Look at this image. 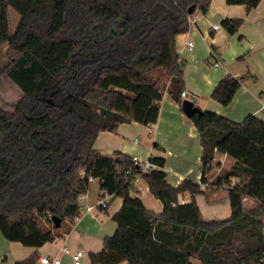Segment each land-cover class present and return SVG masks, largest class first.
Segmentation results:
<instances>
[{
  "label": "trees",
  "instance_id": "1",
  "mask_svg": "<svg viewBox=\"0 0 264 264\" xmlns=\"http://www.w3.org/2000/svg\"><path fill=\"white\" fill-rule=\"evenodd\" d=\"M211 0H0V47L9 61L0 76L23 92L12 110L0 105V230L40 247L70 230L91 181L124 198L118 223L89 264H264V120L235 121L205 109L191 118L202 150L201 181L167 180L165 157L144 170L121 150L95 147L101 131L125 122L156 123L166 92L182 106L186 89L176 36ZM195 4L193 13L190 6ZM248 2L247 8L250 9ZM20 14L14 32L9 9ZM243 19L236 20L239 26ZM242 78L228 74L211 96L228 105ZM217 151L232 160L211 179ZM144 178L163 203L155 212L134 182ZM234 178L238 182L233 183ZM228 185L232 214L205 219L196 195ZM192 200L180 203L179 194ZM258 201L248 207L245 198ZM54 217L60 218V224ZM38 252L15 264H35Z\"/></svg>",
  "mask_w": 264,
  "mask_h": 264
},
{
  "label": "crops",
  "instance_id": "2",
  "mask_svg": "<svg viewBox=\"0 0 264 264\" xmlns=\"http://www.w3.org/2000/svg\"><path fill=\"white\" fill-rule=\"evenodd\" d=\"M248 2L251 3L250 9L247 8ZM238 19L243 22L236 26ZM213 24L219 27L215 29ZM188 41L194 42L192 48L187 47ZM176 46L184 66L185 98L193 99L203 110L215 111L235 121L241 122L249 115L264 120V0H211L208 12L190 24L189 30L176 36ZM217 61L219 66L215 65ZM228 74L241 77L242 84L231 103L223 105L211 94L219 80ZM95 147L109 154L121 150L142 161L151 156H163L167 180L173 185L185 178L202 179L203 147L199 130L168 92L161 101L156 123L125 122L117 132L101 131ZM215 163L211 179L222 168H229L232 160L226 153L217 151ZM234 181L238 182V178ZM134 185L133 196L139 195L146 207L155 212L163 210L162 201L151 193L144 178L138 177ZM204 188L206 192L196 195L203 217H230L232 207L228 185L218 188L205 184ZM191 200L188 192L179 194L180 203ZM80 201L82 212L64 237L40 247L10 240L0 230V264H15L36 251L39 255L35 264H45L41 261L44 255L59 256L60 264H76L71 253L62 250L63 246L72 253L84 249L85 255L79 264H89L91 254L101 251L105 237L116 231L118 223L113 215L122 206L124 198L102 189L99 180L94 178L89 191L80 196ZM103 202L107 203L104 207ZM245 203L258 205L257 199L249 196ZM191 260L194 264H201L198 257Z\"/></svg>",
  "mask_w": 264,
  "mask_h": 264
},
{
  "label": "rangeland",
  "instance_id": "3",
  "mask_svg": "<svg viewBox=\"0 0 264 264\" xmlns=\"http://www.w3.org/2000/svg\"><path fill=\"white\" fill-rule=\"evenodd\" d=\"M20 14L17 13L13 8L9 9L10 29L14 32L20 21ZM9 45L4 44L0 47V67L5 65L9 61L10 56ZM23 92L20 87L9 78L0 76V105L7 109L12 110L14 104L20 100ZM248 207H255L249 206Z\"/></svg>",
  "mask_w": 264,
  "mask_h": 264
},
{
  "label": "built area",
  "instance_id": "4",
  "mask_svg": "<svg viewBox=\"0 0 264 264\" xmlns=\"http://www.w3.org/2000/svg\"><path fill=\"white\" fill-rule=\"evenodd\" d=\"M204 15H205V13H194V14H192L189 17L190 24L195 23L197 20L201 19ZM212 27L217 29L219 26H218V24H213ZM193 46H194V42L193 41H188L187 42V47L188 48H192ZM215 65L219 66L220 62L217 61L215 63ZM186 95H187V92H186V90H184L183 91V96H186ZM136 140H138V138H136ZM134 158H135V160L137 162H139L142 165L144 170H148V169L157 167V164L152 162L149 159L142 161V160H139L136 156H134ZM232 180H233V183H234V179H232ZM106 204H107L106 202H103V207L106 206ZM62 250L65 253H71V255H72V257H73V259H74L76 264H79L81 262V260L83 259L84 255H85L84 249H79L76 252L72 253L67 246H63ZM41 261L43 263H45V264H60L61 263V258L59 256L50 257L49 255H44V256L41 257Z\"/></svg>",
  "mask_w": 264,
  "mask_h": 264
},
{
  "label": "water",
  "instance_id": "5",
  "mask_svg": "<svg viewBox=\"0 0 264 264\" xmlns=\"http://www.w3.org/2000/svg\"><path fill=\"white\" fill-rule=\"evenodd\" d=\"M195 10V4H193L192 6H190L189 11L191 13H193ZM182 109L183 111L189 116L192 117L194 116L196 113H198L199 115H201L203 113V109L198 106L195 101L191 98H184L183 102H182ZM56 220L57 224H60L61 219L54 217Z\"/></svg>",
  "mask_w": 264,
  "mask_h": 264
}]
</instances>
